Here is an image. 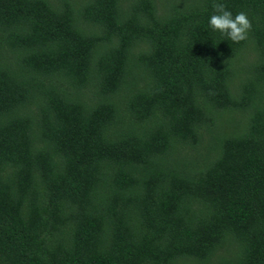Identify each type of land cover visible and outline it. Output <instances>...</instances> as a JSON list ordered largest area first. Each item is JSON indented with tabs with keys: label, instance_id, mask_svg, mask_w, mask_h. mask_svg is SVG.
Masks as SVG:
<instances>
[{
	"label": "trees",
	"instance_id": "16d2710c",
	"mask_svg": "<svg viewBox=\"0 0 264 264\" xmlns=\"http://www.w3.org/2000/svg\"><path fill=\"white\" fill-rule=\"evenodd\" d=\"M0 264H264V0H0Z\"/></svg>",
	"mask_w": 264,
	"mask_h": 264
},
{
	"label": "clouds",
	"instance_id": "9594fccd",
	"mask_svg": "<svg viewBox=\"0 0 264 264\" xmlns=\"http://www.w3.org/2000/svg\"><path fill=\"white\" fill-rule=\"evenodd\" d=\"M212 7L213 12L207 18V27L211 32H218L222 38L226 37L234 43L247 38L251 24L245 12L233 15L222 2L213 3Z\"/></svg>",
	"mask_w": 264,
	"mask_h": 264
}]
</instances>
